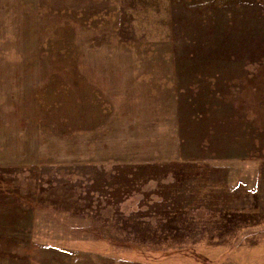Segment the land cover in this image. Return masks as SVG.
I'll return each mask as SVG.
<instances>
[{
  "label": "rangeland",
  "instance_id": "374dc122",
  "mask_svg": "<svg viewBox=\"0 0 264 264\" xmlns=\"http://www.w3.org/2000/svg\"><path fill=\"white\" fill-rule=\"evenodd\" d=\"M0 176V264H264V0H0Z\"/></svg>",
  "mask_w": 264,
  "mask_h": 264
},
{
  "label": "trees",
  "instance_id": "16d2710c",
  "mask_svg": "<svg viewBox=\"0 0 264 264\" xmlns=\"http://www.w3.org/2000/svg\"><path fill=\"white\" fill-rule=\"evenodd\" d=\"M0 197L1 198H12L13 200H23L24 201V197L18 195L17 193L13 192L12 190H10V185L8 182H6L3 178H1L0 176ZM193 257L197 260V261H202L204 263L208 262V258H206L205 256H202L201 254L197 253V252H190Z\"/></svg>",
  "mask_w": 264,
  "mask_h": 264
},
{
  "label": "crops",
  "instance_id": "0c3cea01",
  "mask_svg": "<svg viewBox=\"0 0 264 264\" xmlns=\"http://www.w3.org/2000/svg\"><path fill=\"white\" fill-rule=\"evenodd\" d=\"M178 126V125H177Z\"/></svg>",
  "mask_w": 264,
  "mask_h": 264
}]
</instances>
